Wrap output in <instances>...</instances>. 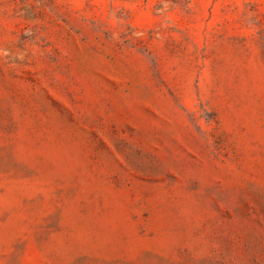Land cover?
<instances>
[{
    "label": "rangeland",
    "instance_id": "374dc122",
    "mask_svg": "<svg viewBox=\"0 0 264 264\" xmlns=\"http://www.w3.org/2000/svg\"><path fill=\"white\" fill-rule=\"evenodd\" d=\"M0 264H264V0H0Z\"/></svg>",
    "mask_w": 264,
    "mask_h": 264
}]
</instances>
